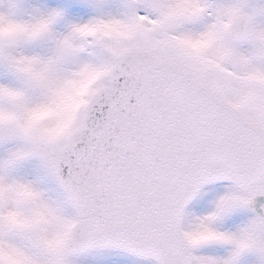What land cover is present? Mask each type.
Segmentation results:
<instances>
[{
    "label": "snow or ice",
    "instance_id": "snow-or-ice-1",
    "mask_svg": "<svg viewBox=\"0 0 264 264\" xmlns=\"http://www.w3.org/2000/svg\"><path fill=\"white\" fill-rule=\"evenodd\" d=\"M0 264H264V0H0Z\"/></svg>",
    "mask_w": 264,
    "mask_h": 264
}]
</instances>
